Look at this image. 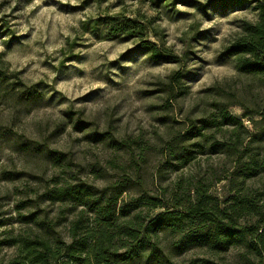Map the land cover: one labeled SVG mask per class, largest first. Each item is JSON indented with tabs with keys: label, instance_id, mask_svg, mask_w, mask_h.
I'll list each match as a JSON object with an SVG mask.
<instances>
[{
	"label": "rangeland",
	"instance_id": "1",
	"mask_svg": "<svg viewBox=\"0 0 264 264\" xmlns=\"http://www.w3.org/2000/svg\"><path fill=\"white\" fill-rule=\"evenodd\" d=\"M233 1L0 0V52L12 77L0 85V264L17 256L13 239L44 235L37 221L71 243L83 207L54 201L57 187L126 182L116 211L129 206V218L153 214L150 196L170 208L200 185L219 199L237 190L239 154L225 147L235 128L213 123L228 110L242 122L241 140L263 127L264 82L223 55L242 22L258 19L249 2ZM105 16L152 20L162 36L149 32L147 40L165 42L181 62H154L138 41L85 31ZM177 73L180 83L171 79ZM14 75L37 86L41 100L30 104L11 91ZM255 181L264 183V174ZM84 220L81 233L93 225L91 215ZM178 239L167 233L160 241L175 262L203 256L177 248Z\"/></svg>",
	"mask_w": 264,
	"mask_h": 264
},
{
	"label": "trees",
	"instance_id": "2",
	"mask_svg": "<svg viewBox=\"0 0 264 264\" xmlns=\"http://www.w3.org/2000/svg\"><path fill=\"white\" fill-rule=\"evenodd\" d=\"M236 2H249L258 19L242 22L241 31L228 43L223 55L233 61L240 74L264 82V0ZM144 19L105 16L85 23L84 29L102 41H138L137 49L154 62L179 64L180 56L165 42L160 45L147 40L149 32H155L157 37L162 35L152 20ZM8 72L4 53L0 52V85L12 78ZM176 76L178 79L173 76L172 82L180 83L183 76ZM13 78L18 81L10 86L11 91L19 90L18 96L30 104L41 100L37 86L28 87L18 75ZM260 116L264 125V115ZM221 118L222 121L213 123L214 127L235 128L225 147L239 154L233 173L237 175L236 191L232 188L219 199L200 185L192 191L193 196L190 193L187 203L176 197L170 208L161 207L163 201L150 196L144 201L153 205V214L129 218V206L116 211L128 188L126 182L118 181L101 190L84 183L57 187L51 196L54 201L83 207L71 222V243L53 238L44 229L45 223L37 221L44 235L13 239L10 246H16L17 256L6 264H180L161 245V238L167 233L179 238L177 248H197L203 253L183 264H220L232 259L234 253L237 256H233V264H264V183L255 185V179L264 174V146L259 147L264 144V126L251 134L247 131L249 136L241 140V120L228 110ZM255 145L258 152L244 160L243 156L252 153ZM86 215L92 216L93 225L81 233Z\"/></svg>",
	"mask_w": 264,
	"mask_h": 264
}]
</instances>
